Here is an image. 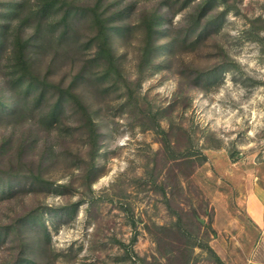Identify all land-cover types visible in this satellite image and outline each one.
Here are the masks:
<instances>
[{
    "label": "rangeland",
    "instance_id": "rangeland-1",
    "mask_svg": "<svg viewBox=\"0 0 264 264\" xmlns=\"http://www.w3.org/2000/svg\"><path fill=\"white\" fill-rule=\"evenodd\" d=\"M97 1L0 0V25L10 26L0 93L17 106L0 105V264H181L187 249L189 264H261L264 225L246 189L264 188V47L250 32L264 0H231L236 9L205 28L190 17L199 0L102 1L107 15L124 10L110 40L120 72L110 74L95 60ZM162 2L154 63L143 20ZM19 29L29 40L23 85L10 61ZM214 66L213 79L197 78ZM180 227L216 253L189 247L195 238Z\"/></svg>",
    "mask_w": 264,
    "mask_h": 264
},
{
    "label": "trees",
    "instance_id": "trees-1",
    "mask_svg": "<svg viewBox=\"0 0 264 264\" xmlns=\"http://www.w3.org/2000/svg\"><path fill=\"white\" fill-rule=\"evenodd\" d=\"M102 1H105V0H98L95 7L92 9L93 13L95 15V18L98 21V25H99V34L97 36L98 50H97V53L95 55V60L103 62V64L106 66L104 72L107 74H110L113 71L120 72V69L118 66L119 61L116 58V56L114 55L110 40H111L112 33L113 32L114 33L119 32L121 29L116 24L112 25V23H114L115 21H121L123 19L124 10H122V8H116V10L111 11V13L107 15V11H108L109 7H111V6L106 7V9H104V10H99L101 8L100 5H102L101 4ZM194 1L195 0H184L183 7H187L188 5L193 3ZM218 3L222 4L223 8L221 10L216 8L217 7L216 5ZM19 4H21V2L16 3V7H15L16 10L14 8V12L18 11V9L21 8L19 6ZM162 6H163V2H162L160 7H156L152 12L147 14V18H145L143 20L148 38L151 40L149 43L150 45H146L145 51L143 52L144 57L151 58V61H154V63H155V57L154 56H156V54H155L156 45L153 43H154L156 36L159 34V32L161 30L162 21L164 20V17H165V11L163 10ZM54 7H55V3L50 2L44 6L43 10L47 11L48 9H53ZM74 7L76 8V11H80V12L85 11V9H81L78 6H74ZM232 9H236V6H235V4H233V2L231 0H199L196 4L194 10L190 13V17L191 18L194 17L195 21H198V22L205 20L206 23L202 27V28H205V27H208L210 25H214V26L217 25V23L219 22L221 17L227 11H230ZM187 22L191 23L190 20H188ZM23 25L24 24L20 22L19 27H21ZM8 27H10L8 24L6 26L0 25V43H2V40H1L2 37L1 36H3L5 33V31L3 29L8 28ZM252 28L253 29L250 32L254 33L253 39L255 41L261 42L262 46L264 47V34H263V36L260 34L261 32L264 33V17L258 16L257 18H255L254 19V25ZM6 30H8V29H6ZM16 39L18 42L14 43L15 48H14V53H13V59L12 60L10 58L9 59H10V61H16L15 63L18 67L15 68L16 70L14 72H15V75H17V73L20 72V74L18 76V81L20 82L21 85H23L24 83H26V81H24V80L28 76L27 72L30 69L29 61H28V59H26L27 56L25 53V49H26V46H27V43L29 40L27 38H24L23 36H21L20 29H19V32L17 31ZM175 42H176V39L174 40V43ZM263 52H264V48H263ZM225 58L227 60V63L224 65H231L233 68L238 66V64L236 62H234V60L229 59V57H227V56H225ZM217 68H218V66H214V67H211L207 70H202V69L197 70V78L199 80H203L204 79L203 76H205L206 80H211L214 77V75H211V74L214 71H216ZM140 70H141V72H143L144 68L140 69ZM182 80H184V79H182ZM196 83H198V82H196ZM32 85H34V84L28 83L27 87H31ZM182 90L183 89H181L179 91L180 93H178V94H181ZM71 91H72L71 87L68 88L67 90H65V93H64V90H62V94L60 96L61 98H59V100L55 104L56 107L53 108V110L50 113H47L48 114V115H46L47 119H48L49 115H50L49 116L50 118L55 115L57 107H58L61 99L65 100L67 97L75 95V93H72ZM2 96L3 95L0 93V105H2L3 111H7L9 109L12 111H15L17 109V106L15 104L13 105L12 101L4 100L2 98ZM51 121L56 122L53 120H51ZM88 123H89V128H90V141H89L90 150L92 152V155H95L98 151V149L96 148V140H97V137L99 136V134H98V130L96 128V124L94 122H92L90 117H89ZM157 125L160 126V123H157ZM159 130H161V129L159 128ZM161 131L164 132L163 130H161ZM91 141H93V143ZM197 151H198V155H200L199 156V158L201 160L200 162L202 163L203 161H205L207 159V156L205 154H203L201 151H199V150H197ZM186 160L188 161L189 164H192L195 161V158H192V154H190V155H187ZM90 166H89V169H90L89 173L94 174L95 169L93 167L92 162L90 163ZM89 182H92V181L90 180ZM29 215H31V214H29ZM32 221H33L32 218L28 219L29 223H31ZM178 231H179V233H181V235L185 239H190L193 237L195 238V241H193L191 243L189 241V247H192V249H194L195 246H200V247L208 248V250L212 251L214 254L216 253V252H214V250L210 246H208L202 242H197V240H196L197 235H196L195 231H187L183 227H180L178 229ZM171 252H169V253H171ZM190 255H191V250L187 249L186 254L184 256V259H183L181 264H189ZM216 257H217L218 261L221 262V258H219L218 256H216ZM22 259H24V261L26 260V258H22Z\"/></svg>",
    "mask_w": 264,
    "mask_h": 264
},
{
    "label": "crops",
    "instance_id": "crops-1",
    "mask_svg": "<svg viewBox=\"0 0 264 264\" xmlns=\"http://www.w3.org/2000/svg\"><path fill=\"white\" fill-rule=\"evenodd\" d=\"M248 184H250L251 186L249 187ZM248 184V187L246 189L247 210L252 220H254V222L257 223L258 226L261 222L264 225V188H259V186L257 187L255 181L252 180ZM257 258L260 259L259 263L264 264V252L262 257L259 254Z\"/></svg>",
    "mask_w": 264,
    "mask_h": 264
}]
</instances>
